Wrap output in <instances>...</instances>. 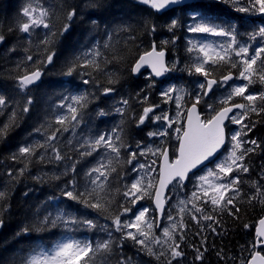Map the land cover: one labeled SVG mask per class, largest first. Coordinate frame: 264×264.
<instances>
[{"label":"trees","instance_id":"trees-1","mask_svg":"<svg viewBox=\"0 0 264 264\" xmlns=\"http://www.w3.org/2000/svg\"><path fill=\"white\" fill-rule=\"evenodd\" d=\"M29 3L33 7L40 5L55 12L51 22L55 24L53 31L56 32L64 23H67L64 17L69 10L75 8L78 13L69 30L63 36L55 37L56 55L53 63L47 66L37 61H42L47 55L41 41L45 38L48 29L37 27L30 33H23L18 29L17 22L21 20V10ZM93 4L96 7H91ZM240 7H247V4L243 0H240V3H233V0H227L225 3L210 0L205 3L188 4L177 10L156 13L138 0H0V35L4 36V40L0 42V95L6 98L7 104L0 114V125L7 122L13 110L17 113L15 125L10 128L6 138L0 139V191L6 193V202L0 201L4 221L0 230V264H23L25 257L37 244L50 247L55 241L61 239L66 231L63 227L41 232L32 230L39 227L38 221L46 212L55 214L57 208L71 211L77 216L96 219L99 225H110V221L106 218L97 217L92 210L69 202L66 198L59 202L49 200L52 196H59L61 186L72 176L71 172L67 176L61 173L72 162H77L76 178L78 184L82 185L86 180L85 173L95 167L98 160L105 158V163L107 160L106 150L103 148L93 152L91 156L81 157L80 153L85 151L87 146L81 148L80 145L85 139H93L100 134L111 132L120 125L122 119L124 120L122 136L126 143L132 146L129 151L135 150L137 143L155 146L163 140L170 147L173 155V150L177 147L175 134L170 131L167 137H150L149 132L162 130V122L149 120L137 126L133 115L138 116L143 107L153 104L159 105L157 114L165 112L166 109L168 113H171L173 109L171 105L174 102L165 103L160 93L170 85H176L194 95L197 84L202 82L203 78L180 70L172 71L163 81L146 79L142 76L135 77L131 71L132 65L138 55L150 49L152 41L155 40L159 46L163 41H169L163 47L168 50L171 66L175 60H178L177 69H182L185 65L190 66L193 63L194 54L187 51L188 42L197 38L201 39L202 36L187 31L188 25L193 23L191 17L195 14L209 18L212 23L223 25L226 29L229 26L234 27L238 41H249L250 44L261 41L259 37L256 40L249 39L250 34L264 24L261 13L237 11L236 9ZM251 15H255V18H249ZM173 18L178 20V25L169 31L168 25ZM90 19L97 20V26L94 27ZM145 21L156 25L155 33L148 31ZM23 22H26V19ZM106 33L112 34L110 41ZM174 38L173 44L171 41ZM97 41L101 45L108 41L109 47L101 48L100 51L112 62L105 65L101 59L100 70L92 67H77L71 76L64 75L70 62L81 53L90 50ZM261 42L264 44V41ZM28 56H32L33 60H27ZM34 68H39L43 73L41 81L28 89H19L17 78L25 72H31ZM211 71L212 78L219 80L220 76L227 74L228 71H232L235 75L237 69L221 66ZM85 80L89 83L84 84ZM109 81H115V83ZM236 81L242 83L240 80ZM149 84L153 85L151 89H148ZM232 84L214 86L213 93L202 99L200 106L203 116L208 114L205 104H215L217 100L225 96L228 86ZM105 87H112L115 91L105 96L102 94ZM141 89L150 92L146 104L140 103L144 96ZM249 91H264V84L257 80L250 86ZM84 92L90 94L89 99L93 102L83 109L82 122L75 128L66 122L68 130L58 133L56 140L51 141V144L59 149L60 155L64 157L63 160L57 161L51 148H47L46 159L43 162L37 159V156L44 152L43 149H38L37 156L31 158V163L18 155L20 147L43 144L45 138L52 134L57 127L55 116L62 111L56 105L60 104L63 97ZM28 97L32 98V104L27 113H22L21 108ZM122 99L129 101V107L125 109L123 116L115 111L117 107L122 106L120 103ZM238 102L244 101L239 97L233 100V103ZM184 103L190 105L187 96ZM216 106L219 107V105ZM100 110L107 115H98ZM245 123L251 131L247 132L244 139L255 140L259 147L244 160L249 171L239 173L241 194L234 201L235 207L229 206L233 214L230 215L228 210L220 209L213 212L210 205H205L207 214L215 216L219 221V225H213L215 232L208 227L210 221L197 225L185 214L184 224L187 228L184 230V241L180 242L177 237L184 256L173 260L172 264H240L242 260L248 259L249 245L255 239V228L258 220L264 216V203L257 200L248 202L249 196L256 195L253 182H256L264 192V113L259 115L250 113ZM239 128L240 126L237 125L236 129ZM36 129L40 131L37 132ZM13 154H17L16 160L12 159ZM121 157V162L115 166L130 183L131 178L135 176L131 168L136 161L132 164L126 163V153L123 150ZM140 162L144 163V158H141ZM26 164V171L20 175L18 169ZM158 166L159 161H157ZM9 171L12 173L11 176L8 174ZM201 173L202 171L197 172V176ZM57 176L60 178L55 179ZM34 177H40V179ZM109 179L112 180V177ZM194 182L195 179L192 178L182 188L168 192L170 199L167 201L161 225L153 229L155 236L163 238L162 229L173 222L168 219V215L177 217V203L190 196L194 190ZM116 189L123 191V185L118 180L113 182L112 192L115 194V200L122 202V197L116 193ZM70 203L71 207H69ZM141 205L149 208V216L156 215V212H153L151 200L140 201L136 208ZM125 206L128 205L125 203ZM136 208L133 209L134 212ZM236 208H239L238 213ZM111 211L116 212L115 206ZM125 218H131V214L122 216L121 220ZM246 224L249 225L248 228L244 227ZM26 227L30 229L27 234L23 232ZM197 233L200 235H196ZM70 234L81 240L100 241L107 238L106 233L100 228L81 227ZM120 235L113 231V239L119 240ZM202 241H205L203 245ZM195 247H199L204 253L203 262L195 259L197 255L194 251ZM153 251L158 255L161 251L160 246H154ZM121 256L125 259L130 258L132 264H166L165 256L157 259L156 255H150L130 239L124 240L122 246L114 248L111 254L98 259H101V264H117Z\"/></svg>","mask_w":264,"mask_h":264},{"label":"snow or ice","instance_id":"snow-or-ice-1","mask_svg":"<svg viewBox=\"0 0 264 264\" xmlns=\"http://www.w3.org/2000/svg\"><path fill=\"white\" fill-rule=\"evenodd\" d=\"M139 3L147 5L156 13H162L176 5L180 0H138ZM218 3H225L227 0H217ZM247 7L236 9L240 12H259L264 14V0H243ZM233 3H240V0H233ZM96 7V5H91ZM78 13L75 8H72L66 13L64 23L58 32L53 31L55 24L52 23V18L55 12L43 6L37 5L33 7L31 3L21 10V20H18V29L23 33H30L37 27L48 29L45 38L41 43L45 46L47 55L37 63L44 66L53 63V58L56 55L55 37L63 36L73 22L74 17ZM26 19V22H23ZM193 23L188 25L187 31L194 34H202L203 39L190 40L187 51L193 53V63L185 65L182 69H177L178 60L172 62V67H169L165 62V51L163 45L169 41L161 43V49L158 51L155 40L152 41L150 49L138 55V58L132 65L133 73H140L144 67L150 68L148 79L153 77L164 76L165 74L180 70L185 71L189 75L199 76L203 78L202 82L197 84V91L193 95L186 92L182 87L170 85L164 89L160 95L164 98V102H174L176 105L175 117L171 118L168 113L161 112L157 114L156 109L159 105H149L143 107L138 116L133 115V119L137 126L145 124L146 121H161L162 130L149 132L148 136L167 137L169 132L175 134L178 146L173 150L174 158H170L169 149L162 140L159 145H141L137 143L136 149L129 151L132 147L127 144L122 136L124 132V120L120 121L117 128L111 132L103 133L93 139H85L81 148L87 146L86 150L80 153V156H91L93 152L103 148L106 150V160L102 158L97 161L95 167L90 168L86 173L85 182L80 185L76 178V163L72 162L68 165L61 175L67 176L72 173L70 179L61 186L59 196H52L50 201L59 202L66 198L69 202L81 205L85 209L93 211L97 217H104L110 221L109 224L99 225L96 219H88L84 216H77L71 211H66L63 208H57L55 214L46 212L43 218L38 221L39 227L32 229L36 232L51 230L57 227H63L65 235L55 241L50 247L42 244H37L33 247L30 253L25 257L23 264H101V259L113 252L114 248L122 246L124 240H132L136 245L141 246L142 250L147 251L150 255H156L157 259L160 256L166 257V264H172L173 260L184 256L181 250V243L184 241V230L187 225L184 224V215L197 225L202 222L210 221L209 229L215 232L213 225H219V221L215 216L207 214L205 205L211 206V211L228 210L231 212V207H235L234 201L240 196V175L239 173H247L249 168L244 164L245 158L256 148L259 147L255 140L244 139L247 132L251 128L245 123L249 114L259 115L264 113V91L250 92V86L257 80L264 84V44L261 46L252 47L250 43L241 42L237 39L235 28L229 26L227 29L223 25L212 23L209 18L201 17L195 14L191 17ZM90 23L95 27L98 22L95 19H90ZM178 20L173 18L168 25L169 31L177 27ZM145 27L150 33H155L156 25L150 21H145ZM109 41L111 33H106ZM208 36L224 37L225 43H214L207 40ZM259 37L264 41V25L259 26L258 30L251 33L250 40H256ZM4 40V36L0 35V42ZM175 43V38L171 41ZM108 41L100 44L98 41L88 51L81 53L74 61L70 62V66L64 75L71 76L77 67L100 70V60L106 64L112 61L100 51L101 48L107 49ZM27 60L32 61L33 57L28 56ZM83 61V63H79ZM227 66L229 69H237L234 74L228 71L227 74L220 76L219 80L212 78V71L218 67ZM39 68H34L31 72H25L17 78L19 89H28L30 85H34L42 76ZM242 81L240 84H232L228 86V91L225 96L215 102L206 103L207 116H203L198 109L202 99L213 93L214 86L228 85L229 81ZM115 83V81H109ZM84 84L89 81H83ZM96 83V81H93ZM153 87L148 85V89ZM115 91L112 87L103 88L102 94L108 95ZM144 92L142 104L148 102L150 92L141 89ZM89 93L84 92L74 96H65L61 99L60 104L56 107L62 110L55 116L54 131L50 136L45 138V143L22 146L18 149V155L23 157L29 163L31 158L37 156L38 149H43L37 159L40 162L45 161L47 148H51L57 161L63 160L59 149L55 148L51 141L56 140L57 134L62 131H67L68 125L73 128L78 126L83 120V109H85L93 101L89 99ZM139 96V93L137 94ZM185 96L190 101V106L184 103ZM241 98L244 102L233 103L235 98ZM99 99V97H96ZM121 107H117L115 111L122 116L125 109L129 107V101L122 99ZM32 104V98L28 97L25 105L21 108L22 113L29 111V106ZM216 105H219L217 107ZM7 106L6 98L0 95V114ZM66 110V111H63ZM98 115H107L103 110L98 111ZM17 113L13 110L8 116V120L3 125H0V139L6 138L10 128L15 125ZM226 122L234 125H239L240 128L231 134L226 132ZM173 125H177L173 127ZM254 127V124H253ZM37 132L40 129H36ZM248 145V147H245ZM221 149H225L221 153ZM122 150L126 153L125 162L132 164L136 163L131 168V172L135 176L128 183L125 176L117 171V167L121 162ZM221 153L218 157L217 154ZM151 157V159H149ZM144 158V163L140 159ZM13 160L17 159V154H13ZM70 159V158H69ZM157 161L159 166L157 167ZM213 164V167H208V164ZM27 169V164L18 169V173L23 175ZM198 171H203L204 175L197 176ZM12 175L11 171L8 173ZM115 174V175H113ZM191 174V176H190ZM112 177V180L109 179ZM40 179V177H34ZM60 177H55L59 179ZM194 178L193 191L186 200H180L177 203V217L168 215V219L173 221L170 226L162 229L163 238L153 234L154 227H159L157 216H149V208L141 205L136 208V205L145 199L151 200L154 204L153 212L163 214L164 205L170 199L167 196L166 190L171 191L177 188H182L185 181ZM120 181L123 185V191L116 189L122 197V202L115 200V194L112 192L113 182ZM172 185V189H169ZM256 195L249 196L248 202L257 200L264 203V192L260 186L253 182ZM232 195H229V194ZM0 201L6 202V193L0 191ZM125 203L128 206H125ZM71 203L69 207H71ZM115 206L116 212L111 209ZM136 208L134 212L133 209ZM2 211L0 208V226L3 225ZM239 212V208H236ZM131 214V218L121 220L122 216ZM81 227L87 229L100 228L106 233L107 238L100 241L76 239L70 233ZM248 228L249 225H244ZM29 228H24L23 232L27 234ZM113 231L120 233L119 240L113 239ZM196 235H200L197 233ZM177 237L179 241L177 242ZM205 241H202V245ZM159 245L161 251L157 255L153 251V247ZM196 260L203 262L204 253L199 247H195ZM206 251V249H205ZM249 256L246 261L242 260L240 264H264V217L258 220L255 228V239L249 245ZM219 255V253H218ZM117 264H132L131 259H125L121 256Z\"/></svg>","mask_w":264,"mask_h":264},{"label":"water","instance_id":"water-1","mask_svg":"<svg viewBox=\"0 0 264 264\" xmlns=\"http://www.w3.org/2000/svg\"><path fill=\"white\" fill-rule=\"evenodd\" d=\"M194 0H180V2L179 3H177L176 5H173V6H170V8L169 9H173V8H177V7H182V6H185V5H187V4H189V3H192ZM168 9V10H169ZM167 11V10H166ZM164 12V11H163ZM158 50V49H157ZM159 51V50H158ZM165 51V62H166V64H167V58H168V53H167V51L166 50H164ZM144 71H151L150 70V68H148L147 66L146 67H144V68H142L141 69V71H140V73H133V75L134 76H139L142 72H144ZM170 73V72H169ZM166 76V74L164 75V76H160V77H154V78H156V79H158V80H162L164 77ZM41 79H42V76H41V78H40V80H38L35 84H37V83H39L40 81H41ZM230 82V81H229ZM34 84V85H35ZM31 86H33V85H30L29 87H31ZM111 94V93H110ZM110 94H108V95H110ZM198 109H199V106H198ZM199 111H200V109H199ZM169 155H170V152H169ZM170 158H171V156H170ZM185 183H186V181H185ZM170 187H171V185H169V189H170ZM166 195L168 194V190H166V193H165ZM166 204H167V202L165 203V205H164V212H165V208H166ZM153 206H154V204H153ZM164 212H163V214L161 215V214H159L158 212H156L157 213V221H158V223H160L161 222V220H162V218H163V215H164ZM264 217V216H263ZM1 227L2 226H0V229H1Z\"/></svg>","mask_w":264,"mask_h":264},{"label":"flooded vegetation","instance_id":"flooded-vegetation-1","mask_svg":"<svg viewBox=\"0 0 264 264\" xmlns=\"http://www.w3.org/2000/svg\"><path fill=\"white\" fill-rule=\"evenodd\" d=\"M207 1H210V0H197V3H205ZM211 16H213V15H211ZM249 18H251V19L255 18V15H251V16H249ZM261 18H264V14H261ZM210 38H211V40H214L215 41L214 36H210ZM218 40L220 41V43H224L223 41L225 39L222 38V37H219ZM241 42H243V41H241ZM247 43H249V41ZM261 44H263V42H261V41L258 40L257 42H255L254 44H251V45H252V47H257V46H261Z\"/></svg>","mask_w":264,"mask_h":264},{"label":"rangeland","instance_id":"rangeland-1","mask_svg":"<svg viewBox=\"0 0 264 264\" xmlns=\"http://www.w3.org/2000/svg\"><path fill=\"white\" fill-rule=\"evenodd\" d=\"M176 111H177V109H175V112H174V114L173 115H169L171 118H174L175 117V113H176ZM166 113H168V112H166ZM158 114H160V113H158ZM177 125H173V127H176ZM205 173H203L202 175H204Z\"/></svg>","mask_w":264,"mask_h":264}]
</instances>
